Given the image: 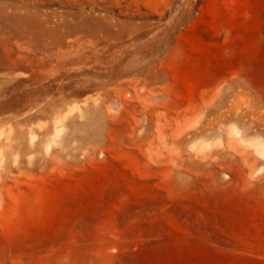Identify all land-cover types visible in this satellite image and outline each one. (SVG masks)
I'll use <instances>...</instances> for the list:
<instances>
[{
  "label": "rangeland",
  "instance_id": "374dc122",
  "mask_svg": "<svg viewBox=\"0 0 264 264\" xmlns=\"http://www.w3.org/2000/svg\"><path fill=\"white\" fill-rule=\"evenodd\" d=\"M0 264H264V0H0Z\"/></svg>",
  "mask_w": 264,
  "mask_h": 264
}]
</instances>
